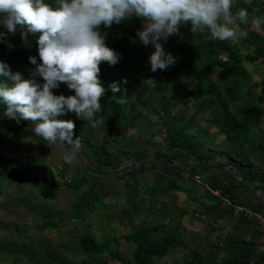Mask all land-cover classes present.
I'll list each match as a JSON object with an SVG mask.
<instances>
[{"label":"trees","instance_id":"16d2710c","mask_svg":"<svg viewBox=\"0 0 264 264\" xmlns=\"http://www.w3.org/2000/svg\"><path fill=\"white\" fill-rule=\"evenodd\" d=\"M237 7L247 8L250 18L264 15V0H237ZM189 27L181 26L183 38L173 35L162 41L177 62L153 72L148 58L155 49L136 46L140 43L124 20L111 27L101 26V32L107 33L106 44L120 54V60L115 65L101 62L100 79L106 88L119 82L121 91L113 93L109 88L101 98L99 116L107 131L100 144L75 121V135L87 147L85 158L91 160L86 168L94 177L75 178L66 184L73 196L69 210L61 216L43 211L40 217L44 222L36 227L38 239L32 241L27 229L13 228L14 238L4 242L0 258L10 264H161L172 250L189 246L188 238L179 234L187 215L183 209L169 212L162 207L155 222L141 223L123 237L113 233L98 240L79 233L73 245L83 256L81 260L69 259L68 253L76 254L73 248L54 245L45 233L60 231L65 222L78 227L98 214L109 223L119 221L130 227L147 210V201L151 209L159 197L183 193L201 208L193 216L211 223L208 236L197 239L182 262L175 264H264V202L258 204L244 196L246 191L264 196V98L253 90L256 82L247 66L260 60L264 65V35L252 30V25L242 26L246 38L233 44L210 40L208 31L190 33ZM30 41V46L26 45L17 32L0 42V60L25 78L35 67L29 56L36 55L39 62L36 38L30 37ZM132 60L136 65L130 67ZM149 78L157 84L152 86ZM65 89L73 92L66 85ZM189 91L194 103L187 96ZM3 111L0 107V114ZM121 111L130 124L140 122L142 136L164 137L163 146L149 148L121 136ZM70 113L73 120L75 113ZM204 120L217 131L210 132L203 126ZM31 128L29 120L18 124L0 118V144L14 152L47 145ZM216 138L222 139L221 144L215 143ZM149 157L161 160L165 170L157 164L149 166ZM221 157L225 160L220 165L223 176H213L211 165L220 163ZM114 172L121 174L114 178L116 182L110 180ZM145 172L151 173L154 181L141 186L138 177ZM52 187L55 198L60 187L53 173L38 172L24 160L16 162L12 156L0 154V198L13 195L17 200L26 192L47 199ZM211 190H220L222 195ZM225 221L230 232L214 242L210 234L218 232ZM122 240L135 247L133 258L121 250Z\"/></svg>","mask_w":264,"mask_h":264},{"label":"clouds","instance_id":"9594fccd","mask_svg":"<svg viewBox=\"0 0 264 264\" xmlns=\"http://www.w3.org/2000/svg\"><path fill=\"white\" fill-rule=\"evenodd\" d=\"M143 21L137 31L144 46L154 45L149 56L151 71L166 70L177 57L165 50L162 41L190 26V33L208 31L210 40L239 43L247 33L242 26L264 29V15L250 18L247 8L237 7V0H0V42L19 32L21 40L31 44L36 38V55L29 56L35 67L30 77L13 71L0 60V118L32 123L31 130L47 144L63 152L71 164L80 155L82 140L76 136L75 121L60 119L73 112L92 124L100 123L101 98L110 88L120 92V83L105 87L100 79V64L115 65L120 54L106 44L101 26L131 20ZM42 78L41 80L38 79ZM64 83L73 90L70 95H57ZM124 83H127L124 80Z\"/></svg>","mask_w":264,"mask_h":264},{"label":"rangeland","instance_id":"374dc122","mask_svg":"<svg viewBox=\"0 0 264 264\" xmlns=\"http://www.w3.org/2000/svg\"><path fill=\"white\" fill-rule=\"evenodd\" d=\"M125 24L130 27L135 35L137 40L140 44L136 46L143 45L140 42V39L137 35V31L142 28L143 21L139 18L133 17L131 20H124ZM2 31L4 30L0 27ZM252 30L259 32L260 34L264 35V31L262 29H257L255 26L251 27ZM106 34V41H107V33ZM150 49H155L154 45L149 44L147 46ZM136 65V61L132 60L130 62V67ZM250 70H252L254 74V80L256 82V86L253 90L260 96L264 98V65L261 63V60L257 63L248 64L247 65ZM142 76V74H140ZM163 78L162 76H160ZM42 82V78H39ZM148 81L152 86H155L157 82L153 78H149ZM53 91L59 95H70L73 92L65 89L64 83H61L60 88L53 89ZM187 96L193 99V103L195 102V98L191 91L187 93ZM201 101V100H198ZM124 110V108H122ZM124 112L121 111L118 118L120 119V128L119 133L121 136H125L129 140H135L137 142H142L144 146L149 148H157V144L163 146V139L164 137L159 136H147L141 134V127L142 125L140 122H133L130 124V121H125L122 117ZM71 117V113L68 112L65 115L59 117L60 119H69ZM74 121H77L81 127L84 129L87 136H89L95 143L100 144L102 142V138L107 131L106 126L103 123V120L99 116L100 123L92 124L86 120L80 119L77 117L76 114L72 116ZM208 119V116H207ZM203 126H206L210 132L215 133L217 130L210 127L208 121H203ZM156 129L153 128L152 133L155 132ZM1 139V134H0ZM216 144H221L222 139L216 138ZM4 147L0 144V154L1 155H8L12 156L16 162L25 161L28 165H30L34 170L38 172H50L53 173L60 187L57 196L55 198L56 190L51 188L50 195L47 199H41L40 197H30L26 195V192H23L20 197L14 199L13 195L4 196L0 198V248L3 247L5 241L11 242L14 238V234L12 232L13 228L18 227L21 231L24 229L28 230V234L31 237V240L34 241L38 239L40 236L39 231L37 230V225L43 224V220L41 219L40 215L43 211L49 210L55 216H61L62 212H67L69 210L68 203L71 202L73 196L71 197L70 189L67 187L66 184L75 180V178L80 177H94V173L90 170H87V164H90L91 160L85 158L84 154L87 151V147L82 145V150L79 157L71 164L66 163L63 160V152L61 149L57 148L56 146L52 145H36L32 147V149L23 152H14L12 148L4 144ZM214 152V151H213ZM151 156V150L147 152ZM217 154V153H216ZM220 163H212L213 169L210 171L211 175L213 176H223L220 168V165L225 162L224 158H220ZM148 165L151 166L153 164H157L158 169L165 170L164 163L159 160L155 159L154 157L148 158ZM63 174V175H62ZM116 176H121L120 173L114 172L110 180L116 182L114 179ZM141 182V186H145L146 184L152 183L153 175L149 172L142 173L138 177ZM207 178V177H206ZM194 185H192L193 187ZM28 192V191H27ZM38 194V193H36ZM244 196L249 198L252 202L262 204L264 202V196L259 193L255 195L250 191L244 192ZM144 198H148V196L144 195ZM166 203V207H164L163 203ZM146 208L140 216H138L134 224L128 227L127 225H123L119 221H113L112 223L107 222L106 220L101 219V214L94 216L92 220L88 223H84L79 225L78 227L76 224L71 222H65L60 231L48 232L45 233V236L50 239L54 245H64L65 247H72L73 251H75V255L68 253V257L71 260H81L83 258L82 255L79 253V249L77 246H74L75 238L79 233L82 234H89L95 237L98 240H101L102 237L107 234L111 235L113 233L118 234L119 236L123 237L124 234L129 230L132 231L137 225L141 223H153L157 218V214L163 208L167 209L169 212H174L176 208H180L186 211L187 215L182 219V229L179 232L181 236H185L189 240V246H187L186 250L191 249L197 243V239L203 238L208 236L209 234V226L211 222L209 221H199L195 216H193L196 210H201L199 205L192 201L188 196L183 193H176L171 194L168 196H162L155 201V205L149 209V201L146 202ZM115 214H118L115 212ZM264 222V218H262ZM165 222H168V217L165 219ZM229 224L225 221L220 223L218 232L210 234L211 239L214 242H218L220 240V236H225L230 232ZM123 241V245L121 250H123L130 258L134 257V246L132 244L126 243L125 240ZM186 250L176 249L171 251V256L165 258L161 264H175L176 261L182 262L183 257L185 255ZM225 258V255L223 256ZM11 261H5L4 258H0V264H10Z\"/></svg>","mask_w":264,"mask_h":264},{"label":"built area","instance_id":"2783aa9c","mask_svg":"<svg viewBox=\"0 0 264 264\" xmlns=\"http://www.w3.org/2000/svg\"><path fill=\"white\" fill-rule=\"evenodd\" d=\"M211 192H212L214 195H216V196H221V195H222V192H221L220 190H213V191L211 190ZM224 200H225L226 202H228L226 198H224Z\"/></svg>","mask_w":264,"mask_h":264}]
</instances>
